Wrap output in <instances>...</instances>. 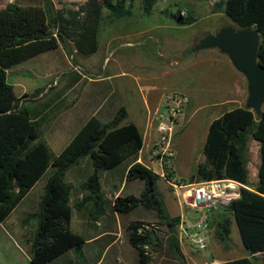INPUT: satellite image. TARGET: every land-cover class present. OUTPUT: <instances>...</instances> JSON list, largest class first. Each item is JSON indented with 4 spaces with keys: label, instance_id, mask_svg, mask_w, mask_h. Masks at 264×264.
Instances as JSON below:
<instances>
[{
    "label": "trees",
    "instance_id": "16d2710c",
    "mask_svg": "<svg viewBox=\"0 0 264 264\" xmlns=\"http://www.w3.org/2000/svg\"><path fill=\"white\" fill-rule=\"evenodd\" d=\"M135 0H83L55 8L50 0L42 6L9 3L0 9V224L26 197L35 184L50 170L37 209L25 221H36L29 241L30 264H50L69 251L83 260L84 239L70 229L72 211L90 205L92 218L106 212L100 182L102 172L128 163L126 182L139 181L143 188L138 196L115 197L112 211L127 216L138 208L152 211L156 223L132 220L124 228L128 245L135 251L139 264H151L153 255L164 246L176 264H186L177 235L180 216L169 217L157 190L160 176L138 163L143 138L133 123L120 125L126 110L120 107L109 122L91 116L58 155L39 140L41 121L17 97L7 83V71L39 55L71 44L75 53L88 57L99 49L102 24L132 15ZM141 12L151 16L158 0H140ZM238 28H253L260 36L258 62L264 67V0H224L215 4ZM106 12V13H105ZM178 25H191V12L175 15ZM35 90L34 94H37ZM33 94V95H34ZM32 95V96H33ZM259 145L258 181L248 185L249 142ZM204 158L187 183L229 179L241 188L239 196L212 211L209 228L225 250L231 248V223L235 221L246 256L219 264H255L256 255L264 257V105L260 117L245 107L233 108L214 119L208 126L201 150ZM88 160L92 171L80 185L86 195L71 205L73 188L66 173ZM164 173L172 177L170 167Z\"/></svg>",
    "mask_w": 264,
    "mask_h": 264
},
{
    "label": "rangeland",
    "instance_id": "374dc122",
    "mask_svg": "<svg viewBox=\"0 0 264 264\" xmlns=\"http://www.w3.org/2000/svg\"><path fill=\"white\" fill-rule=\"evenodd\" d=\"M54 1L66 3V0ZM220 1L224 0H158L150 17L142 14L141 2L138 1L133 6L131 18H123L115 21L112 26L104 24L101 27L99 49L94 55L81 56L75 53L71 44L67 43L59 46L60 48L55 52L40 55L16 66L13 70H9L7 83L13 86L17 97H22V105L42 120L39 140L44 141L54 155L61 152L77 133L79 130L77 128L89 119L93 111L91 108H101L96 116L106 123L111 121L118 109L123 106L126 109L127 118L120 125L133 123L141 131V119L138 114L143 109L141 88L133 81L119 75L122 72V39L121 36L116 35L114 41L108 43L110 31L117 32L127 21L136 22L127 25L130 33H133L138 27L154 26L155 29L159 27L154 31H157L156 37L147 42V48H145L146 55L157 58L159 64H164L165 59L161 53L166 52L169 48L178 50L180 47H184L183 50L180 49V53L184 54V60L194 59L197 56L201 59L213 52L222 55L217 50L192 52L195 43L205 35L214 34L225 26H235L220 11L213 13L214 5ZM41 2L43 5V0ZM52 4L55 7L53 2ZM178 12L182 17H185L187 12H191L196 21L191 26L178 25L175 19ZM165 39H167V46H165ZM132 49L134 50L133 47ZM108 53H111L110 55L114 58L113 60L111 58L110 62L105 59ZM170 57L169 61L179 58L178 54H171ZM224 57L227 59L226 56ZM183 63L185 64L184 61ZM210 63L202 60L197 67L188 68L184 77L179 80L162 79L164 86L183 93L186 92L191 99V105L184 111V114L182 112L183 115L180 117L182 126L172 139L173 157L169 159L168 166L174 170L173 177L164 173L155 157L150 160L152 164L148 162L150 169L159 175L163 172L167 181H171L175 177L177 185L186 183L189 178L186 179V177L195 170L196 160L201 154L209 122L228 109V107L208 108L210 107L208 104L222 99L216 88H227L232 83V76L224 66L213 68L209 66ZM106 77H110V79H105ZM240 77H242L243 87L246 89V80L242 75ZM216 81H221L222 84L217 86ZM126 85L128 88L123 95L124 98H122V91L120 93L113 90V87L119 90L122 87L126 89ZM35 90H38L37 94H34ZM116 102H119L117 106ZM75 105L77 106L74 108ZM182 116L183 120H181ZM63 119H68V121L73 119L75 125L68 128L69 124H66L61 128ZM154 137L156 136L154 135ZM154 143H156L155 138L151 139L150 144L143 138L142 153L144 157H149L148 152L152 150ZM252 151L254 150L252 149ZM128 165V163H124L115 172L100 174L106 212H113L112 203L116 197L113 196V189L117 190V188H113L114 186L112 187V182H110L113 179L112 176L118 179L119 183L122 180V187L118 186L119 194L117 196L128 194L138 196L141 192V183L136 181L125 184V170ZM91 171V165L87 159H84L78 166L67 172L65 179L73 188L71 205L85 196L86 192L81 190L80 185ZM49 174L50 170L13 210L7 222L0 224V264H30L28 260V255L30 256L29 241L36 229V221L26 222L25 217L37 209ZM165 179L160 177L157 181L158 193L164 203L167 215L169 217L179 216V214L188 211L181 200L183 190H178L181 192L175 196V190L168 185ZM172 201H175L176 205ZM73 213L75 215L76 211L73 210ZM132 220H141L150 224L157 222L155 214L143 208H138L127 216H120L117 237H114L117 241L107 256L110 257V262L107 264H139L137 255L128 245L124 232L125 226ZM74 221L77 220L74 219ZM107 222L112 221L108 220ZM240 243L237 227L232 220L231 247L235 248L236 256L245 253L241 249ZM225 251L227 250L214 238L210 242V247L200 254H207L208 260L206 261L212 260L213 257L220 260L225 257ZM119 256L121 260H119ZM114 258H117L118 261L114 262ZM262 262L263 257L258 256L256 264H262ZM66 264H89V262L74 259ZM151 264H176V262L164 246L160 252L153 255Z\"/></svg>",
    "mask_w": 264,
    "mask_h": 264
},
{
    "label": "crops",
    "instance_id": "0c3cea01",
    "mask_svg": "<svg viewBox=\"0 0 264 264\" xmlns=\"http://www.w3.org/2000/svg\"><path fill=\"white\" fill-rule=\"evenodd\" d=\"M51 1L55 4L56 8H59V7H61V5L69 4V3H75V4L83 3V0H66V3L64 1L63 2L54 1V0H51ZM138 1L140 2V0H135L134 4H136ZM9 3H16L20 6H42L41 0H0V9L4 8ZM132 16H133V13L131 16L125 17V18H131ZM148 17H150V16H148ZM121 19H123V18H121ZM194 19H195V17H194ZM115 21H117V20H113L112 22H106L104 24H109V26H112L113 24H115ZM195 21H196V19H195ZM129 23L135 24L136 22L127 21L121 27L122 30L119 29L117 32L114 30H111L110 35H109L110 38L107 41H108V43H111L112 41H114L116 35L121 36L120 38L122 39V72L119 75L122 76V78H127V79H129V81H133L136 85H139V87L141 88L142 102H143L142 108L143 109L138 112L140 119H141V126H140L141 131L139 130V128L135 124L134 125L138 128L139 132L142 135V138H145L147 143L150 144L151 139H154V138L157 141L158 135H159L157 132V124L159 121L163 120L167 115V109L171 105L170 97H172L173 95H179V96L186 97L187 102L184 105L183 114H184V111L187 108H189V106L191 105V101H190L191 99L186 94V92L183 93V92L177 91V89H172V88H169L167 86H164L162 84V79L179 80V79L184 77L183 75L187 72V70H189L188 68L197 67V65H199V62H201L202 60L211 62L209 66H212L213 68L214 67L220 68V67L224 66L226 68V71L229 74H231V76H232V83L227 88H223V87L216 88V89H218L217 93H219L221 95L222 99L219 101H214L211 104H208V106H210L208 108L228 107L227 110L223 111L219 116L214 117L213 120L220 117L224 112L230 111L233 108L244 107L246 97H247V92H246V89H244V87H243L242 77H240L241 74L238 73L232 67L230 62L223 55H217V53L213 52V53H209V55L202 57L201 59L197 56L194 59L188 58V59L184 60V56H183L184 54L180 53V49L183 50L184 47H180L178 50L169 48L168 50L166 49L167 50L166 52L161 53L165 59L164 64H159L157 61V58L155 59L153 56L149 57L148 55H146V51H145V48H147V42L151 41V39L156 37L155 33L157 31L156 32H154V31L159 27H156V29L153 28L154 26L147 27V28L138 27V29H136L133 33H130V29L128 30L129 27H127V25ZM104 24H102L101 27ZM101 27H100V30H101ZM99 33H100V31H99ZM164 41H165V46H167V39H165ZM144 44H146V45H144ZM132 47L134 48V50L132 49ZM48 53H51V52H48ZM48 53H45V54H48ZM170 53L171 54H178L179 58L176 60L169 61L171 58ZM110 54L111 53H108L107 57L105 58L109 62L111 61V58H112V56ZM37 57H35V58H37ZM35 58H33V59H35ZM158 58H159V55H158ZM33 59H30V60H33ZM113 59L114 58H112V60ZM144 60H147L149 62H145ZM183 61L185 62V64L183 63ZM23 63H25V62H23ZM23 63H21V64H23ZM21 64H19V65H21ZM19 65H16V66H19ZM16 66H14L13 68H15ZM13 68H11L9 70H13ZM105 79H110V77H106ZM216 82H217V86H220L222 84L221 81H216ZM114 88L115 87H113L114 92L117 91V92L121 93V91H122V98H124L123 95L125 94V91H127L128 86L126 85V89L124 87H122V88H120V90L114 89ZM118 95H119V93H118ZM118 103L119 102H116V106L118 105ZM76 106L77 105H75L74 108ZM121 107H123V106H121ZM91 109L93 110V111L91 110L92 111L91 116H96L98 113V110H100L101 108L100 109L99 108L98 109L91 108ZM193 113H194V111H193ZM126 118H127V112H126ZM181 120H183V116H182ZM213 120H211V122ZM211 122H209V124ZM66 124L67 125L69 124L68 128L71 127L72 125H75L73 119H71L69 121H68V119H63V121L61 122V128L63 126H65ZM209 124H208V126H209ZM181 126L182 125L180 123L177 127H175L172 139L174 138V135L177 133V131L181 128ZM208 126H207V129H208ZM80 127L81 126H79L77 128V130L80 129ZM206 133H207V130H206ZM154 135L156 137H154ZM205 138H206V134H205ZM205 138H204V141H205ZM204 141H203V144H204ZM149 144H148V147H149ZM248 146H249V159H248V163H247L248 185L252 188L253 186L256 185V183L258 181L257 168H258L259 162H260L259 161V153H258L259 145L255 141L250 140ZM171 149H172V140H171ZM252 149L254 151H252ZM148 154H149V157H144L142 150H141L139 152L137 162L147 166L148 168H150L148 165V162L150 164H152V161H150L151 158H153L152 157V151H149ZM155 158L157 159V164L161 167L159 158L158 157H155ZM203 160H204V158H203L202 153H201L198 157V160H196L195 168L199 163L203 162ZM128 167H129V165L126 167L125 171H127ZM117 168H119V166ZM117 168H115L111 171H107V172H115V170H117ZM171 168L172 167H170V171H171L172 177H173L174 170ZM161 169L163 170V167H161ZM162 173L160 175L159 174L158 175L161 177ZM191 174H192V172L186 177V179ZM174 176H175V174H174ZM112 178L113 179L110 181V182H112V187L114 186L113 188H117V190L113 189L114 190L113 196L117 197V195L119 194L118 186L122 187V180L119 183L118 179H116L114 176H112ZM175 179L176 178L174 177L171 179V181H174V183H175ZM100 182H101V178H100ZM133 182H136V181H133ZM137 182H139V181H137ZM126 183L127 182L125 181V184ZM139 183H141V182H139ZM36 184H35V186H36ZM181 184L189 185L190 183L186 182V183H181ZM191 184H196V183H191ZM101 185H102V183H101ZM141 185L143 188L142 183H141ZM31 190H30V192H31ZM174 190H175V192H174L175 196H177V194L179 192H181V191H178L176 189H174ZM102 191H103V187H102ZM85 195H86V193H85ZM236 198H238V197H236ZM71 201H72V196H71ZM172 202L176 205L175 201H172ZM88 206H89L88 204H85L82 211L76 212L75 215L72 211L70 229L74 234H77L84 239V246H83V257L84 258H83V260L89 262V264H107L108 262H110V257H107V256H109V253H111L112 246H114V244L117 241V239L114 237H117L116 235H117L118 228H119L118 220H119L120 216H122V215L117 214L115 212H111V213L105 212L104 214L100 215L98 217V219L94 220L92 218L91 213L89 212L90 206L89 207ZM177 206H180V205H177ZM223 206H225V205H223ZM181 215L182 214H179V216H181ZM173 217H175V216H173ZM8 218L3 223L7 222ZM74 219H76L77 221H74ZM108 220L112 221V222H107ZM230 237H231V234H230ZM214 238H215V228L211 227V228H209V231L207 233V239L209 242L208 247H210V242ZM180 245H181V250H182V253L185 257L186 263L191 262L192 264H203L205 262V264H219V263H222L225 261H232V260H236V259H239V258L246 256V252H245V250L241 244V249L245 253L240 255V256H236L235 248L233 249V247H231L230 249L225 251V257L224 258L219 260L216 257H213L212 260L206 261V260H208V258L206 257L207 254L202 255V254H200V251H196V250L192 249V247L189 245L188 242H186V241L184 243L181 242ZM203 253H204V251H203ZM255 257L258 258V255H256ZM119 258H120V256H119ZM74 259L80 260L74 255V253L72 251H69L50 264H66V263H69L71 261H74ZM28 260L30 263V256L29 255H28ZM119 260H121V258ZM113 261L117 262L118 260H117V258H114ZM255 264H256V261H255ZM262 264H264V261L262 262Z\"/></svg>",
    "mask_w": 264,
    "mask_h": 264
},
{
    "label": "built area",
    "instance_id": "2783aa9c",
    "mask_svg": "<svg viewBox=\"0 0 264 264\" xmlns=\"http://www.w3.org/2000/svg\"><path fill=\"white\" fill-rule=\"evenodd\" d=\"M170 101L171 105L167 109L166 117L157 124L159 135L151 150L152 157L159 158L161 167H169V159L173 157L171 140L175 127L181 123L180 117L187 99L184 96L173 95ZM161 178L165 179L164 173ZM167 183L173 189L183 190L181 200L188 209L180 216L177 225L178 239L180 243L188 242L192 249L200 252L208 247L207 233L212 211L238 197L241 188L248 189L229 179L189 185H177L174 181H167Z\"/></svg>",
    "mask_w": 264,
    "mask_h": 264
},
{
    "label": "water",
    "instance_id": "95a60500",
    "mask_svg": "<svg viewBox=\"0 0 264 264\" xmlns=\"http://www.w3.org/2000/svg\"><path fill=\"white\" fill-rule=\"evenodd\" d=\"M260 36L253 28L225 26L207 34L193 46L192 52L217 50L246 80L244 107L260 117L264 105V67L258 62ZM264 261V258H263Z\"/></svg>",
    "mask_w": 264,
    "mask_h": 264
},
{
    "label": "flooded vegetation",
    "instance_id": "af4514ba",
    "mask_svg": "<svg viewBox=\"0 0 264 264\" xmlns=\"http://www.w3.org/2000/svg\"><path fill=\"white\" fill-rule=\"evenodd\" d=\"M206 36V35H205ZM199 41V40H198ZM198 41L195 43V44H197L198 43Z\"/></svg>",
    "mask_w": 264,
    "mask_h": 264
}]
</instances>
